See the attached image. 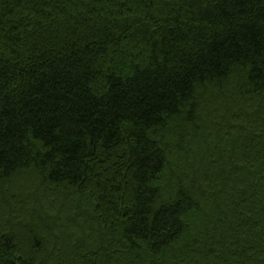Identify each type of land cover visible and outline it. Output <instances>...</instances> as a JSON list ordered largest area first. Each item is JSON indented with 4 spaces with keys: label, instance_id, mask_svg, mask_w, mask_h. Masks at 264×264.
I'll return each mask as SVG.
<instances>
[{
    "label": "trees",
    "instance_id": "16d2710c",
    "mask_svg": "<svg viewBox=\"0 0 264 264\" xmlns=\"http://www.w3.org/2000/svg\"><path fill=\"white\" fill-rule=\"evenodd\" d=\"M0 264H264V0H0Z\"/></svg>",
    "mask_w": 264,
    "mask_h": 264
},
{
    "label": "rangeland",
    "instance_id": "374dc122",
    "mask_svg": "<svg viewBox=\"0 0 264 264\" xmlns=\"http://www.w3.org/2000/svg\"><path fill=\"white\" fill-rule=\"evenodd\" d=\"M32 177H34V176H32ZM31 177V178H32ZM29 180H31V179H27V181H28V184H29V186L32 184V182L31 181H29ZM29 186H26L25 184H24V182H18V183H14V185L12 186V188L13 189H16V187H18V189H22V188H28ZM12 188H11V190H12ZM24 190H27V189H24ZM46 198V197H45ZM4 200H6L7 201V199H5L4 198ZM36 200H38L39 201V198H36ZM6 203V202H5ZM7 204V203H6ZM1 207L4 209V207H5V205H1ZM7 207V206H6ZM5 207V208H6Z\"/></svg>",
    "mask_w": 264,
    "mask_h": 264
}]
</instances>
